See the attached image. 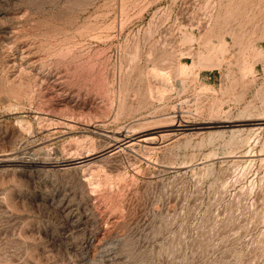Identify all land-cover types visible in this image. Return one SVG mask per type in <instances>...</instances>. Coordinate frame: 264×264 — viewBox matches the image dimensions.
<instances>
[{
    "label": "rangeland",
    "instance_id": "rangeland-1",
    "mask_svg": "<svg viewBox=\"0 0 264 264\" xmlns=\"http://www.w3.org/2000/svg\"><path fill=\"white\" fill-rule=\"evenodd\" d=\"M0 264H264V0H0Z\"/></svg>",
    "mask_w": 264,
    "mask_h": 264
},
{
    "label": "bare ground",
    "instance_id": "bare-ground-1",
    "mask_svg": "<svg viewBox=\"0 0 264 264\" xmlns=\"http://www.w3.org/2000/svg\"><path fill=\"white\" fill-rule=\"evenodd\" d=\"M185 69H186V67H183V68H182V70H185ZM250 71H251V69H250ZM249 73H250V72H249ZM131 150H132V149H131Z\"/></svg>",
    "mask_w": 264,
    "mask_h": 264
}]
</instances>
